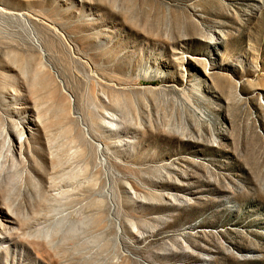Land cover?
I'll return each mask as SVG.
<instances>
[{
	"label": "rangeland",
	"instance_id": "1",
	"mask_svg": "<svg viewBox=\"0 0 264 264\" xmlns=\"http://www.w3.org/2000/svg\"><path fill=\"white\" fill-rule=\"evenodd\" d=\"M0 264H264V0H0Z\"/></svg>",
	"mask_w": 264,
	"mask_h": 264
}]
</instances>
